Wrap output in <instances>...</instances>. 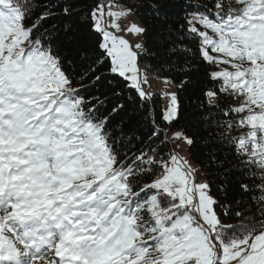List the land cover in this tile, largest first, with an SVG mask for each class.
<instances>
[{"label": "snow or ice", "instance_id": "snow-or-ice-1", "mask_svg": "<svg viewBox=\"0 0 264 264\" xmlns=\"http://www.w3.org/2000/svg\"><path fill=\"white\" fill-rule=\"evenodd\" d=\"M78 3L0 0V264H264V0ZM82 12L98 55L64 43ZM135 13L146 26L123 31L157 35L166 84L207 81L209 180L164 152L195 140L172 132L175 92L156 122L143 42L116 34ZM109 75L135 96L111 80L92 94Z\"/></svg>", "mask_w": 264, "mask_h": 264}, {"label": "trees", "instance_id": "trees-1", "mask_svg": "<svg viewBox=\"0 0 264 264\" xmlns=\"http://www.w3.org/2000/svg\"><path fill=\"white\" fill-rule=\"evenodd\" d=\"M122 2V0H120ZM129 3L138 2V0H128ZM193 3L197 2V0H192ZM96 3H102V0H86V3H78L76 7H94ZM137 18L139 19L142 27L146 26L144 21L142 20L143 13H135ZM86 13L82 12L79 17H74L70 23L73 24V29L71 32L67 34L64 38V43L72 52H75L77 47L87 46V51L90 53L99 54V50L96 48L94 43L95 40L98 39L97 36H89L88 29L84 25V17ZM51 23L55 24L56 21H52ZM151 28V24L147 25ZM63 35V33H62ZM144 48L147 51V55L141 56L140 62L145 63L146 70L149 73H155L158 75H171L170 73L163 71L162 68H166V65L162 64L160 58L155 57V52L158 44L157 35H154L152 31H149L148 35L142 36ZM95 59V56L92 57ZM107 72V62L104 63L103 66L98 67L97 74ZM113 81L114 84H118L119 90L124 92L125 97L127 96H135V92L130 90L124 81L120 80L118 77L106 76L99 84L95 86V88L90 89L92 94H98L96 89L104 90L108 88V81ZM182 77L175 79L174 83L177 85V98L180 103V119L175 123L172 127V130H179L181 132L186 133L188 137H191L195 140V143L190 147H188L189 156L195 162V164L200 168L199 161H206L208 154L212 151V148L209 146L211 141L217 139L216 135H210L213 132V129L209 127L204 121L200 114V109L197 106V98L199 92L197 89L199 87H203V83H207L204 81L203 83L197 84L195 80L183 89L180 88ZM87 83V82H86ZM209 88H213L211 84L208 85ZM214 90V89H213ZM195 93V94H194ZM109 93L105 92V95ZM152 108L154 109L155 115L157 117V124H161L159 119L161 110L164 109V104L162 100V96L160 93H154L152 98ZM131 115V112H130ZM140 115H143L142 112H138L136 115L132 116V119H138ZM164 126V125H161ZM241 132L247 131V129H241ZM170 133V132H169ZM168 133V136H169ZM238 134V133H234ZM173 150L172 143H170L165 149L164 152H168L169 150ZM206 174V180L211 179L208 175L207 168H200ZM215 171V169H212ZM254 196H259L260 193H253ZM261 206L260 203L255 205L256 208ZM251 215V213H249ZM256 220H264V216L259 214L255 217ZM238 219H233L227 221V223H237Z\"/></svg>", "mask_w": 264, "mask_h": 264}, {"label": "rangeland", "instance_id": "rangeland-1", "mask_svg": "<svg viewBox=\"0 0 264 264\" xmlns=\"http://www.w3.org/2000/svg\"><path fill=\"white\" fill-rule=\"evenodd\" d=\"M102 1H103V4H105V5L111 4L113 6L112 7V10L113 11L119 10V6L122 3L120 0H102ZM106 19H107V17H106ZM133 22H135V23L139 24L140 26H142L141 23H140V21H139V19L137 18V16L135 14L129 15V16L125 17V18H120L118 20V23L121 26V31L117 32L116 34L117 35L126 36V38L132 44H136V43L141 42V41L143 42L142 36H135V35H132V34H126L123 31V29H125L128 25H130ZM139 67L142 70V74H143V71H146L147 72L145 63H141L139 61ZM225 67L226 66L223 65V64L219 65V68L220 69H223ZM229 70H232V69H229ZM147 78H148V84L145 85V88L150 93H152V94H154V93H160L162 97L163 96H166V94L167 93H170V92H175L177 94V85L174 82L173 83H170V84H166L163 81V79L161 78V75L147 72ZM163 89H166L167 90V93H164L163 92ZM167 106L168 105L165 104L164 105V109H166ZM172 132H181V131L175 129V130H172ZM172 132L169 133V138L170 139L172 137ZM171 143H172L173 150H175L178 153V155H180L182 157H185L194 168H198L199 169V172L197 173V177H196L197 180H205L206 181V174H205V172L202 169H200L195 164V162H193V160L191 159V157L189 156V151H188V147L189 146L184 142V140L183 139L172 140Z\"/></svg>", "mask_w": 264, "mask_h": 264}, {"label": "bare ground", "instance_id": "bare-ground-1", "mask_svg": "<svg viewBox=\"0 0 264 264\" xmlns=\"http://www.w3.org/2000/svg\"><path fill=\"white\" fill-rule=\"evenodd\" d=\"M163 92H164V93H167V90L164 89ZM168 100H169V99H168ZM163 102L167 104V98H166V96H164Z\"/></svg>", "mask_w": 264, "mask_h": 264}, {"label": "built area", "instance_id": "built-area-1", "mask_svg": "<svg viewBox=\"0 0 264 264\" xmlns=\"http://www.w3.org/2000/svg\"><path fill=\"white\" fill-rule=\"evenodd\" d=\"M145 87V86H144ZM166 98H167V105L169 104V100H168V96H166Z\"/></svg>", "mask_w": 264, "mask_h": 264}]
</instances>
